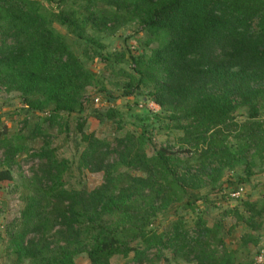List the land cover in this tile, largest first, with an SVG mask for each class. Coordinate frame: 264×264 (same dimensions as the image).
<instances>
[{
  "label": "trees",
  "instance_id": "obj_1",
  "mask_svg": "<svg viewBox=\"0 0 264 264\" xmlns=\"http://www.w3.org/2000/svg\"><path fill=\"white\" fill-rule=\"evenodd\" d=\"M130 23L141 26L148 45L158 46L150 56L134 58L138 78L130 76L127 95L134 82L148 86L193 158L168 146L149 156L145 131L126 134L111 150L85 134L81 123L86 148L79 166L102 172V184L69 188L63 176L67 161L46 148L34 155L44 163L40 175L25 180L29 195L10 231V264H77L82 254L90 264H112L115 257L125 264H154L166 253L193 264H234L220 224L209 227L200 218L191 231L181 219L164 232L152 225L188 191L216 189L227 169L241 164L252 176L254 160L264 155V125L258 122L264 0H0V90L18 93L27 112L44 114L48 125L61 113L82 111L87 90L98 80L81 56H100L97 36ZM241 108L247 120L238 124L233 116ZM116 115L108 110V119ZM230 132H238L236 144L229 142ZM8 145L12 157L21 149ZM113 152L117 158L110 162ZM12 165L9 158L0 181L13 179ZM244 205L250 216L236 211V217L253 226L264 209ZM252 241L248 234L241 244Z\"/></svg>",
  "mask_w": 264,
  "mask_h": 264
},
{
  "label": "rangeland",
  "instance_id": "obj_2",
  "mask_svg": "<svg viewBox=\"0 0 264 264\" xmlns=\"http://www.w3.org/2000/svg\"><path fill=\"white\" fill-rule=\"evenodd\" d=\"M55 27L63 34L67 33L65 27L58 24ZM97 39L101 44V55L94 57L92 52L90 60L81 56L98 80L96 86L87 90L82 111L61 113L48 125L44 122V114L27 112L18 93L0 90V172L8 168L6 164L9 158L13 162L9 168L13 179L0 181V264H10V231L17 226L29 195L25 180L41 173L44 162L33 157L34 155L46 148L52 150L60 162L67 161L68 168L63 176L69 188L93 190L102 184V172H91L79 166L86 148L79 130L81 123H84L85 134H93L95 138L109 143L111 150L116 149L117 140L126 134L138 136L145 131V151L149 156H154L161 147L168 146L184 159L193 158V151L182 146V133L174 128L169 113L149 97L148 86H138L134 82L133 93L127 95L126 84L133 82L130 76L138 78L134 58L150 56L158 43L148 45L147 34L135 23L125 25L113 34H100ZM108 56L110 63L104 61ZM108 110L116 111V117L108 119ZM233 117L235 122L243 124L247 120L246 109H239ZM258 122L264 125V101ZM237 133H227L232 145L236 144ZM9 142L10 145L21 146L13 157L7 152ZM116 158L117 155L113 152L109 161L113 162ZM254 164L252 176H247L245 166L238 164L224 172L216 189L188 191L182 203L172 205L158 215L153 222V230L168 231L171 225L184 219L186 227L193 231L201 218L209 227L215 224L222 226L220 238H223L227 250L234 253V264H264V215L257 216L253 226H247L238 221L235 214L239 211L247 218L250 216L245 210L246 202L264 209V155L256 158ZM135 174L140 175V172ZM240 186L243 188L241 195L233 197L232 194ZM248 234L254 241L243 247L241 239ZM216 245L221 249L220 244ZM126 262L120 257L112 259V264ZM76 263L90 264L86 254L77 257ZM154 264L193 263L174 259L166 253L165 259Z\"/></svg>",
  "mask_w": 264,
  "mask_h": 264
},
{
  "label": "built area",
  "instance_id": "obj_3",
  "mask_svg": "<svg viewBox=\"0 0 264 264\" xmlns=\"http://www.w3.org/2000/svg\"><path fill=\"white\" fill-rule=\"evenodd\" d=\"M242 191H243V188H239V190H237L236 192H234L232 194V196L235 197V198H238L241 195ZM263 259H264V256H263Z\"/></svg>",
  "mask_w": 264,
  "mask_h": 264
}]
</instances>
